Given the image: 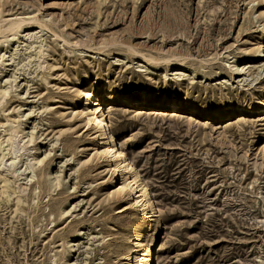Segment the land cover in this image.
<instances>
[{"label":"rangeland","instance_id":"1","mask_svg":"<svg viewBox=\"0 0 264 264\" xmlns=\"http://www.w3.org/2000/svg\"><path fill=\"white\" fill-rule=\"evenodd\" d=\"M14 18L0 133L24 151L0 167V264H135L141 209L81 91L153 200L136 264H264V0H0Z\"/></svg>","mask_w":264,"mask_h":264},{"label":"bare ground","instance_id":"2","mask_svg":"<svg viewBox=\"0 0 264 264\" xmlns=\"http://www.w3.org/2000/svg\"><path fill=\"white\" fill-rule=\"evenodd\" d=\"M23 22L24 20L21 18L11 19L6 23L5 26L0 25V33L7 32L12 35L16 32V30L20 27ZM1 60L2 56L0 55V72L4 68L1 63ZM93 93H88L85 91L79 92V96L83 99L82 104L85 105L84 109L80 110L79 116L83 120V123L86 127L85 129H87V131L92 132L95 140L97 141V144L99 146L96 152L97 155L106 159L109 162V171L111 172V174H117L118 176H122V180L124 183L123 185L117 187V194L125 192L127 196L132 197V203L135 205V207L141 209L140 211L144 220V226H140L141 228L135 237L134 244L130 248L129 253L125 256L126 261H131L136 264L138 262L140 254L144 252L145 245L143 235L146 230H148L147 228L149 226V223L152 222V219L156 217V211L148 187L146 184L140 181L139 174H137L138 172L136 171L135 165L131 161H129L128 158H126L124 152L120 149V147L117 146L114 137L109 133L106 122V115L104 114L103 110V103L101 99H99V97L97 95H94ZM7 95L8 91L0 89L1 98H4ZM125 102L129 101L125 100ZM261 107L262 109L259 110ZM253 111L255 110L247 109L243 112L248 116L252 114ZM239 112H242V110L240 109ZM256 112L264 113V98L260 102V106L257 107ZM23 139L24 138L20 136V131L17 128L2 130V132L0 133V167L4 163V161H6V158L7 161L9 160L10 164L13 166L14 162H16L19 156L20 151H24L23 144L21 146ZM8 156L11 157L8 158ZM38 161L39 160H36L35 162L37 163V165ZM126 175H132L133 178L131 177L132 179L130 180L129 178L125 177ZM143 259L144 261L141 262V264H151L152 257L150 252Z\"/></svg>","mask_w":264,"mask_h":264}]
</instances>
